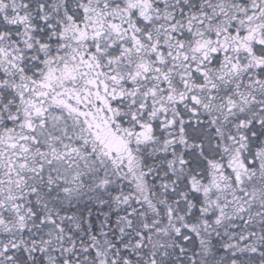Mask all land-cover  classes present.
I'll list each match as a JSON object with an SVG mask.
<instances>
[{"label": "snow or ice", "instance_id": "obj_1", "mask_svg": "<svg viewBox=\"0 0 264 264\" xmlns=\"http://www.w3.org/2000/svg\"><path fill=\"white\" fill-rule=\"evenodd\" d=\"M0 264H264V0H0Z\"/></svg>", "mask_w": 264, "mask_h": 264}]
</instances>
